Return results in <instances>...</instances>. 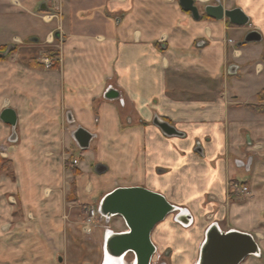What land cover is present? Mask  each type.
Returning a JSON list of instances; mask_svg holds the SVG:
<instances>
[{"label":"crops","instance_id":"1","mask_svg":"<svg viewBox=\"0 0 264 264\" xmlns=\"http://www.w3.org/2000/svg\"><path fill=\"white\" fill-rule=\"evenodd\" d=\"M193 1L199 20L178 0H56L47 11L42 0H0V115L16 116L14 144L0 119L14 173L0 175V264H40L72 211L128 188L189 213L190 226L170 215L151 232L171 264L193 250L197 264L213 225L253 238L259 255L239 264H264V0ZM218 7L248 23L218 19ZM251 31L261 41L242 44ZM108 88L119 99L105 100ZM79 128L94 136L86 150ZM233 183L249 190L241 203Z\"/></svg>","mask_w":264,"mask_h":264},{"label":"water","instance_id":"2","mask_svg":"<svg viewBox=\"0 0 264 264\" xmlns=\"http://www.w3.org/2000/svg\"><path fill=\"white\" fill-rule=\"evenodd\" d=\"M179 6L184 12L190 13L193 19L199 20L198 9L193 0H178ZM43 3V9L47 11ZM210 8H207V12ZM218 19L226 18L232 25L244 26L248 19L239 10L223 12L221 7ZM261 41L258 32L247 33L242 44H252ZM235 73V68L232 70ZM119 93L113 88H108L103 95L107 101L119 99ZM0 119L12 129L9 144L16 143V116L10 109H5ZM154 125L167 136L177 135V131L169 124L156 118ZM72 137L81 150L89 148L90 141L94 138L82 128L73 132ZM98 213L109 223L113 217L122 219L125 230L114 232L109 229L102 234L103 262L106 257L110 264H126L125 257L133 255L132 264H150L155 252L150 235L153 229L165 220L169 215L177 213L175 222L183 227L191 225V218L186 210H178L170 205L161 195L147 191L143 188L117 189L105 196L98 205ZM259 255V249L253 238L248 234L239 232L221 233L216 225H213L206 233L205 241L200 249L197 264H239L249 256ZM61 262V260H59ZM102 262V264H104Z\"/></svg>","mask_w":264,"mask_h":264},{"label":"rangeland","instance_id":"3","mask_svg":"<svg viewBox=\"0 0 264 264\" xmlns=\"http://www.w3.org/2000/svg\"><path fill=\"white\" fill-rule=\"evenodd\" d=\"M255 45V44H254ZM2 50H5L3 48H0V59L5 58L6 54L9 53V50H5L2 52ZM254 75V74H253ZM249 78L244 81L243 79L237 81L233 80L232 82V88L235 90H240L242 91L244 88V83L249 82L251 83L252 81H248ZM73 161L75 160L74 158L72 159ZM72 160H68L69 165L71 163L72 166H76V164H73ZM88 160L87 158L85 159ZM85 164V163H84ZM104 169V167H103ZM235 185L237 188H234ZM231 190H234L236 193L234 201H237V203L242 202V198H245L247 194H249V190L246 186H243L239 183H233L232 186H230ZM70 199L74 198V193L73 197L70 196ZM230 198V195H229ZM230 202H232L230 198ZM232 202V203H233ZM87 206H97V202L94 203L93 205H87ZM77 207L76 210L72 211V217L70 221L72 222V228H68L64 234V240L62 246H57L54 241H48L49 242V247L50 249V254L45 255L43 254L40 257V264H101L102 258H103V240H102V235L101 231L97 230L93 236L91 237H86L82 234V226H83V220L85 216V207ZM109 227L115 230L116 232H121L124 231L125 225L123 222L118 219L117 217H114L110 221ZM173 224H175L173 222ZM192 250V249H191ZM195 251L193 250L192 253L189 255H181L178 256L179 260H185L189 261L187 264H192L194 262L195 258ZM158 256H160V259L158 260ZM176 255H173L170 250H157V253L155 257L153 258V263L159 264L160 262H165L166 264H171V261L174 259L176 260ZM29 257L27 255V259L29 260ZM61 260V262L59 261ZM133 257L131 254L126 255L125 257V262L126 264H132Z\"/></svg>","mask_w":264,"mask_h":264},{"label":"built area","instance_id":"4","mask_svg":"<svg viewBox=\"0 0 264 264\" xmlns=\"http://www.w3.org/2000/svg\"><path fill=\"white\" fill-rule=\"evenodd\" d=\"M56 0H42V2L50 7ZM45 66L50 67L51 62L50 60H45ZM0 157L1 158H7V147L6 145L2 144L0 146ZM73 164H77V161L74 160ZM234 188H237L235 185ZM85 216L83 220V226H82V234L86 237H91L93 234L97 231H101V235L103 232L107 229L111 230L109 227V223H106V220L104 217H101L98 213V208L94 206H87L85 207Z\"/></svg>","mask_w":264,"mask_h":264},{"label":"trees","instance_id":"5","mask_svg":"<svg viewBox=\"0 0 264 264\" xmlns=\"http://www.w3.org/2000/svg\"><path fill=\"white\" fill-rule=\"evenodd\" d=\"M49 56L50 55L47 54V57H49ZM30 65L33 66L32 63ZM2 174H5L11 180H14V173H13V165H12V162L9 161L7 158L5 159V158H1L0 157V175H2ZM73 191H74V188L70 192L71 195L73 194Z\"/></svg>","mask_w":264,"mask_h":264},{"label":"flooded vegetation","instance_id":"6","mask_svg":"<svg viewBox=\"0 0 264 264\" xmlns=\"http://www.w3.org/2000/svg\"><path fill=\"white\" fill-rule=\"evenodd\" d=\"M178 213V212H177ZM177 213H175V214H173V219L175 220V218H176V215H177ZM170 216V215H169ZM168 217V216H167ZM177 223V222H176ZM179 224V223H178ZM152 242V241H151ZM153 244V243H152ZM154 245V244H153ZM154 247H155V245H154ZM156 253H157V249H156V247H155V252H154V254H153V256H152V258H151V260H150V264H155V263H153V258L155 257V255H156ZM132 257H133V255H132ZM160 259V256H158V260ZM134 261V257H133V260H132V262ZM159 264H166L165 262H160Z\"/></svg>","mask_w":264,"mask_h":264},{"label":"bare ground","instance_id":"7","mask_svg":"<svg viewBox=\"0 0 264 264\" xmlns=\"http://www.w3.org/2000/svg\"><path fill=\"white\" fill-rule=\"evenodd\" d=\"M157 226V225H156ZM104 264H110V260L108 259V257H106V259H104Z\"/></svg>","mask_w":264,"mask_h":264}]
</instances>
